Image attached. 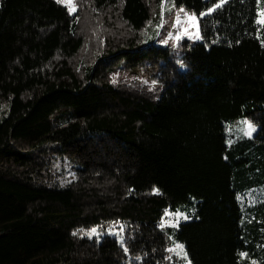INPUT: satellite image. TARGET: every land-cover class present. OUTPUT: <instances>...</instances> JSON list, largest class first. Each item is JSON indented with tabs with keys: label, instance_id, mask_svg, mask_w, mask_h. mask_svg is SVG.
<instances>
[{
	"label": "trees",
	"instance_id": "obj_1",
	"mask_svg": "<svg viewBox=\"0 0 264 264\" xmlns=\"http://www.w3.org/2000/svg\"><path fill=\"white\" fill-rule=\"evenodd\" d=\"M162 1L0 0V264H167L169 236L190 264H264V201L243 224L236 193L264 174L257 2L174 0L199 41L157 46ZM237 118L255 132L228 147Z\"/></svg>",
	"mask_w": 264,
	"mask_h": 264
},
{
	"label": "rangeland",
	"instance_id": "obj_2",
	"mask_svg": "<svg viewBox=\"0 0 264 264\" xmlns=\"http://www.w3.org/2000/svg\"><path fill=\"white\" fill-rule=\"evenodd\" d=\"M58 1L65 4L71 12L75 11L74 0ZM256 2L258 22L262 19L261 13L264 12V0H256ZM258 24L260 28H263L264 24ZM145 36L154 39L157 46H169L177 40V36H179L180 39L186 38L189 40L199 41L197 17L185 9L177 8L175 6L174 0H163L160 14L158 11L157 16L156 14L152 15L148 24V28L145 31ZM259 38L261 39L262 43H264V35L262 33L259 35ZM123 78H128V74H125ZM4 111V108L0 110V118L4 115ZM248 125L249 123L243 118H237L233 121H228L225 124V134L228 147L231 146L233 142L250 138L254 134L255 129L251 126L252 130H250ZM258 177L259 179L255 176H252L247 184H241L236 188L237 199L242 208V220L244 221L243 224L247 222L248 225L256 220L258 211L261 209L259 203L264 201V174L259 173ZM194 201L195 200H192V202L185 206V208H178L177 211H167L161 221V227L173 229L176 228L181 222L186 221L187 219H184L183 217L189 218V213L194 211ZM177 212L182 214L179 219L176 216ZM256 223V225L253 224L247 228H244V240L246 245H249L247 239L248 234L251 232L250 229L253 226L257 227V236L259 239L255 241L254 248L260 253L264 246V243L261 241L264 236V215L262 216L260 222ZM114 225L117 224H108L103 232L117 237V240L120 243L121 233L120 230L116 228L117 226L115 227ZM93 229H96L95 235H92L91 237L87 235V233L91 232L92 229L89 231H83L81 235L86 236L89 239H99L103 236L102 229L97 227ZM173 239L174 238L171 236L168 237L169 256L167 264H190L186 257L183 245ZM178 245L182 247H177ZM241 256L244 255L242 254ZM258 263H260V261Z\"/></svg>",
	"mask_w": 264,
	"mask_h": 264
},
{
	"label": "snow or ice",
	"instance_id": "obj_3",
	"mask_svg": "<svg viewBox=\"0 0 264 264\" xmlns=\"http://www.w3.org/2000/svg\"><path fill=\"white\" fill-rule=\"evenodd\" d=\"M218 7H220V5H217V8H218ZM261 17H262V19H261L260 21H258V23L264 24V12L261 13ZM176 39L179 40L180 37L177 36ZM248 127H249L250 130H252L250 124L248 125ZM181 215H182V214L179 213V212L176 213V216H177L178 219H179V217H180ZM183 218H184V219H188V217H183ZM95 234H96V229H92L91 232L87 233V235H88L89 237H91L92 235H95ZM73 235H75V233H73ZM177 247H182V246H179V245H178Z\"/></svg>",
	"mask_w": 264,
	"mask_h": 264
}]
</instances>
